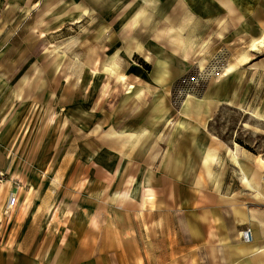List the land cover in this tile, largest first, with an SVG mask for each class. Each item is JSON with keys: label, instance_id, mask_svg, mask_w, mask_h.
Returning <instances> with one entry per match:
<instances>
[{"label": "crops", "instance_id": "crops-1", "mask_svg": "<svg viewBox=\"0 0 264 264\" xmlns=\"http://www.w3.org/2000/svg\"><path fill=\"white\" fill-rule=\"evenodd\" d=\"M5 6V75L50 64L45 38H66L53 59L68 71L54 91L49 81L46 104L59 111L54 136L68 122L71 172L49 177L54 190L31 189L24 219L27 200L8 207L0 264H264V158L212 128L224 107L264 121V0Z\"/></svg>", "mask_w": 264, "mask_h": 264}, {"label": "rangeland", "instance_id": "rangeland-1", "mask_svg": "<svg viewBox=\"0 0 264 264\" xmlns=\"http://www.w3.org/2000/svg\"><path fill=\"white\" fill-rule=\"evenodd\" d=\"M5 2L6 0H0V20L5 15ZM65 40L66 38L63 37L45 38V44L49 47L44 62L51 58L50 64H23L7 75L2 70L5 64H0V191L6 194L0 206V222L13 221L7 218L12 212L8 209L11 199H16L15 205L19 200L28 201L26 211L20 218L24 219L34 208V201L24 196L28 195L31 189L54 190L60 187L54 181L50 184L49 177L68 178L71 172L67 157L61 159L67 156V150L63 148V135L64 126L68 127V122L61 120L54 136L60 118L59 111L46 104L50 94L49 81L50 90L54 91L60 78L64 77L65 71H68L66 68L68 64H58L60 57L53 59L54 51ZM14 43L19 45L20 41L17 42L16 38ZM0 49L1 54L3 47L1 46ZM256 59L264 60V52L256 54ZM57 66L59 68L54 70ZM258 66L264 70V64ZM195 75V72L191 74V81ZM201 83L203 86H195L197 92L200 89L202 92L204 88V82ZM255 95L257 100L264 99V71L255 86ZM52 96L55 97V94ZM30 98L34 106L28 107L31 103ZM73 117L75 118L74 114ZM261 119L253 113L246 114L239 109L224 107L212 122V128L221 139L235 143L264 158V121ZM33 174L36 175L32 177ZM31 178H33L32 187L29 185ZM67 183L63 182L61 188L67 187ZM38 198L39 195L35 200ZM46 199L49 201L48 197ZM38 210L39 208L36 207L35 211ZM49 214L53 217L52 221H59L60 214L52 208Z\"/></svg>", "mask_w": 264, "mask_h": 264}, {"label": "built area", "instance_id": "built-area-1", "mask_svg": "<svg viewBox=\"0 0 264 264\" xmlns=\"http://www.w3.org/2000/svg\"><path fill=\"white\" fill-rule=\"evenodd\" d=\"M11 200H12V201H11V204L14 205V204H15V199L13 198V199H11ZM244 238H245V240H247V241H250V240H251V234H250L249 231L244 232Z\"/></svg>", "mask_w": 264, "mask_h": 264}, {"label": "bare ground", "instance_id": "bare-ground-1", "mask_svg": "<svg viewBox=\"0 0 264 264\" xmlns=\"http://www.w3.org/2000/svg\"><path fill=\"white\" fill-rule=\"evenodd\" d=\"M59 57H60L59 54H57V55L55 56V58H59ZM39 72H40V70L38 71V73H39ZM15 195H16V194H15ZM14 199H15V198H14ZM11 201H12V200H11ZM15 204H16V199H15ZM15 204H14V205H15ZM14 205H12L11 202H10V207H13ZM10 210H11V209H10Z\"/></svg>", "mask_w": 264, "mask_h": 264}]
</instances>
